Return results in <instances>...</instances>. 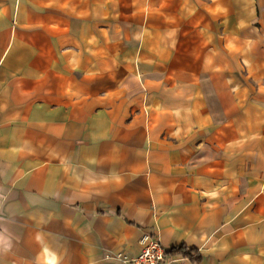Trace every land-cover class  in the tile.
I'll use <instances>...</instances> for the list:
<instances>
[{
  "label": "crops",
  "instance_id": "obj_1",
  "mask_svg": "<svg viewBox=\"0 0 264 264\" xmlns=\"http://www.w3.org/2000/svg\"><path fill=\"white\" fill-rule=\"evenodd\" d=\"M147 236L264 264V0H0V264Z\"/></svg>",
  "mask_w": 264,
  "mask_h": 264
},
{
  "label": "built area",
  "instance_id": "obj_2",
  "mask_svg": "<svg viewBox=\"0 0 264 264\" xmlns=\"http://www.w3.org/2000/svg\"><path fill=\"white\" fill-rule=\"evenodd\" d=\"M142 243L144 247L141 253L131 259L123 257L121 259L123 264H171V260L159 238L147 236L142 239Z\"/></svg>",
  "mask_w": 264,
  "mask_h": 264
},
{
  "label": "trees",
  "instance_id": "obj_3",
  "mask_svg": "<svg viewBox=\"0 0 264 264\" xmlns=\"http://www.w3.org/2000/svg\"><path fill=\"white\" fill-rule=\"evenodd\" d=\"M195 250H188L186 247H179V248H174L170 251V254L172 255H182L185 258H191V254Z\"/></svg>",
  "mask_w": 264,
  "mask_h": 264
}]
</instances>
